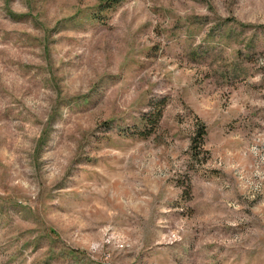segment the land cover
Returning a JSON list of instances; mask_svg holds the SVG:
<instances>
[{
  "label": "rangeland",
  "instance_id": "374dc122",
  "mask_svg": "<svg viewBox=\"0 0 264 264\" xmlns=\"http://www.w3.org/2000/svg\"><path fill=\"white\" fill-rule=\"evenodd\" d=\"M101 4L0 0V264H264V0Z\"/></svg>",
  "mask_w": 264,
  "mask_h": 264
},
{
  "label": "trees",
  "instance_id": "16d2710c",
  "mask_svg": "<svg viewBox=\"0 0 264 264\" xmlns=\"http://www.w3.org/2000/svg\"><path fill=\"white\" fill-rule=\"evenodd\" d=\"M121 2L122 0H102V4L99 6L100 9L98 13L96 14V16H94V19L99 20L101 17V12L114 9ZM162 109H163V104H161L159 109H156L154 112H151L150 115L144 116L143 121L146 123L145 129L135 132V134L142 138H147L148 136H150L161 119ZM204 135H205V129H204V126L202 125L200 127V131H198V136H197L198 138L192 139L191 150L193 151L196 150V147L199 146L201 138Z\"/></svg>",
  "mask_w": 264,
  "mask_h": 264
}]
</instances>
